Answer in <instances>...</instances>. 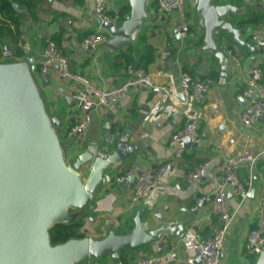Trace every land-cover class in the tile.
Masks as SVG:
<instances>
[{
  "label": "crops",
  "instance_id": "0c3cea01",
  "mask_svg": "<svg viewBox=\"0 0 264 264\" xmlns=\"http://www.w3.org/2000/svg\"><path fill=\"white\" fill-rule=\"evenodd\" d=\"M159 1L149 0L148 19L137 42L127 44L112 55L106 43L93 52L81 44L87 35L97 30L109 36L108 31L94 24L97 16L92 0H42L35 16L28 15L24 7L21 11L18 41L10 38L0 41V61L4 59L5 52H12L16 59L28 58L25 65L32 71L45 111L55 124L69 164L79 154L77 148L80 145L95 142L118 129L123 135L127 130L133 132L129 137V145L135 147V154L130 161H124L120 171L112 175L116 178L121 171H137L139 167L142 171L154 169L174 158L175 150L170 145L172 134L181 129L188 119H199L200 142L187 149L170 168V175L162 185L165 190L145 217L151 229L161 223L158 215L162 216L164 222L171 224L181 221L185 237L171 234L162 238L154 247L143 246L136 253L122 251L118 260L106 255L100 261L84 258L80 264H118L120 260L130 263L142 256H155V264H189L188 257L194 255V233L210 237L221 227L222 220L213 212L211 203L202 200L203 196L215 190L218 182L208 174L188 182L187 174L208 160H212L209 173L220 174L228 155L246 149L258 151L264 148V116L251 127L244 125L241 120V112L250 100L245 91L251 70L260 66L264 72V53H253L235 42L232 36L222 33L217 41L218 46L226 52L231 50L240 59V63L236 64L228 57V76L226 82L221 84L218 60L210 53L198 52L204 45V36L197 30L199 18L195 0H186L191 34L181 38V42L176 38L179 11L174 9L167 14L161 13L158 10ZM107 2L112 15L119 16L122 11L125 19L130 16L128 0ZM244 2L224 0V3L236 6H242ZM234 24L241 28H251V32L242 35V39L254 43L253 33H264V12L249 10L245 15L236 16ZM48 36L55 39L68 57L72 70L85 75L100 87L109 88L121 83L126 78V67L133 64L146 69L156 86L171 87L174 95L169 97L149 87L131 90L115 105L118 114L113 120L111 132L108 130V115L112 107H98L91 111L92 122L85 134L81 137L70 135L69 130L77 120L74 85L63 80L54 67L47 73L40 70L44 41ZM19 51L22 52L20 56L17 54ZM184 72L196 79L213 80L201 102L181 99L180 79ZM144 116L148 117L143 119ZM239 173L249 193L243 201L229 195V204L235 216L226 237L221 264H253L257 259L246 253V241L250 230L256 227L259 216V202L264 193V161L255 166H243ZM132 188L130 180L122 184L114 180L101 187L88 202L84 212L69 208L72 223L57 224L54 227H70L71 235L56 243L52 233V244L65 243L71 239L103 238L107 235L105 226L112 221L119 232H130L134 218L147 207L146 203L150 199L133 203ZM98 214L105 215L101 225L94 222ZM181 228L176 227L179 232ZM166 244L169 246L167 250L164 249Z\"/></svg>",
  "mask_w": 264,
  "mask_h": 264
},
{
  "label": "water",
  "instance_id": "95a60500",
  "mask_svg": "<svg viewBox=\"0 0 264 264\" xmlns=\"http://www.w3.org/2000/svg\"><path fill=\"white\" fill-rule=\"evenodd\" d=\"M128 1L131 12L123 21L114 23L98 17L94 21L97 27L108 31L106 46L111 55L127 44H135L148 19L149 0ZM14 8L18 12L25 9L18 4ZM195 8L199 18L197 30L204 36V45L198 52L210 53L218 60L221 84L226 82L229 71L228 53L217 42L222 33L232 36L253 53H264L261 45L242 39L251 28L234 24L236 16L245 15L249 10L264 12V2L249 0L236 6L224 0H195ZM176 38L181 42L178 31ZM27 59H16L12 52H5L0 61V264H80L84 258L100 261L106 255L118 260L122 251L136 253L143 246L154 247L171 234L184 238L181 221L171 224L158 215L161 223L149 228L145 217L165 190L160 186L150 195L147 207L134 218L130 232H119L112 221L105 226L107 235L103 238L52 244V228L72 223L68 209L84 212L101 187L115 180L112 173L120 171L124 161L134 156L135 147L129 145L133 132L127 130L123 135L115 129L109 136L82 144L77 148L79 154L69 164L32 71L25 65ZM181 99L186 101L183 93ZM94 109L92 106L89 112ZM117 114L116 106L112 107L108 115L110 132ZM185 144L187 149L196 145L189 138ZM137 172L141 173L142 168ZM206 176L207 173L202 175ZM134 181L132 177L130 182ZM168 248L166 244L164 249ZM195 264L201 261L196 260ZM253 264H264V249Z\"/></svg>",
  "mask_w": 264,
  "mask_h": 264
},
{
  "label": "built area",
  "instance_id": "2783aa9c",
  "mask_svg": "<svg viewBox=\"0 0 264 264\" xmlns=\"http://www.w3.org/2000/svg\"><path fill=\"white\" fill-rule=\"evenodd\" d=\"M95 14L102 21L120 22L118 15H112L107 0H92ZM249 1V0H244ZM264 2V0H259ZM186 0H160L158 10L161 13H169L175 8L180 13V22L177 28L178 34L182 38H187L191 34V27L185 6ZM109 36L97 30L87 35L82 40V46L86 50L93 52L99 46L105 44ZM254 43L264 47V33L255 32L252 35ZM228 57L234 63L239 64L240 59L231 51L227 50ZM56 68L58 75L65 81L74 85V99L76 102L77 120L69 130L70 135L83 136L91 125L92 116L90 108L103 107L110 108L118 104L125 98L131 90L149 87L164 92L167 96L174 95V90L169 86H156L152 76L142 67H135L129 64L126 67V78L109 88H103L94 83L85 75L72 70L68 57L64 54L60 46L52 36H48L44 41L42 51V61L40 70L47 73L51 68ZM213 80L196 79L189 73H182L180 79V91L184 96L193 102H201ZM245 94L250 96L249 103L241 112V120L244 125L251 127L255 122L264 116V72L260 66H255L251 70V77ZM191 139L198 144L200 142V123L198 118H190L185 125L172 134L170 145L175 150L172 160L162 163L154 169H144L138 173L134 169L121 171L115 178L117 184L128 182L135 177L131 192V201L139 203L146 200L150 195L162 186L170 175V168L186 152V139ZM264 161V148L258 151L243 150L238 154L228 155L223 164L220 174L209 173L212 160L205 161L195 166L186 176L188 182L200 179L204 173L210 175L218 182L215 190L202 197L212 205L213 212L222 220V225L212 236L205 237L199 233L193 235L194 255L188 257L189 264H195L200 260L201 264H221V255L225 247L226 237L234 219L235 213L229 204V195L245 200L249 193L248 186L242 181L239 170L246 165L255 166L258 162ZM105 215L98 214L94 217V222L101 225ZM264 249V193L259 202V216L256 227L251 229L246 241V253L254 258H258ZM155 256H142L133 262L120 260L118 264H155Z\"/></svg>",
  "mask_w": 264,
  "mask_h": 264
},
{
  "label": "trees",
  "instance_id": "16d2710c",
  "mask_svg": "<svg viewBox=\"0 0 264 264\" xmlns=\"http://www.w3.org/2000/svg\"><path fill=\"white\" fill-rule=\"evenodd\" d=\"M41 2L42 0H0V41L2 39L10 38L16 42L19 39L20 25L22 23V12H18L14 8V4L25 7L28 15L35 16L38 6ZM126 10L127 9L125 8V11ZM119 19L120 21L125 19L124 13H122V11L119 14ZM17 54L20 56L22 52L19 51ZM71 232L72 229L70 227L56 226L52 231L53 241L56 243L64 241L70 237Z\"/></svg>",
  "mask_w": 264,
  "mask_h": 264
},
{
  "label": "rangeland",
  "instance_id": "374dc122",
  "mask_svg": "<svg viewBox=\"0 0 264 264\" xmlns=\"http://www.w3.org/2000/svg\"><path fill=\"white\" fill-rule=\"evenodd\" d=\"M185 6H186V8H188V5L186 4V2H185ZM187 10V9H186ZM187 16H188V18L190 17V13H188L187 12ZM100 232V231H99Z\"/></svg>",
  "mask_w": 264,
  "mask_h": 264
}]
</instances>
